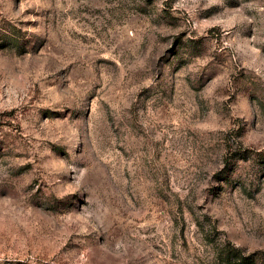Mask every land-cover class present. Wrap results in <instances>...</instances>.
I'll list each match as a JSON object with an SVG mask.
<instances>
[{"label":"rangeland","instance_id":"1","mask_svg":"<svg viewBox=\"0 0 264 264\" xmlns=\"http://www.w3.org/2000/svg\"><path fill=\"white\" fill-rule=\"evenodd\" d=\"M0 264H264V0H0Z\"/></svg>","mask_w":264,"mask_h":264}]
</instances>
